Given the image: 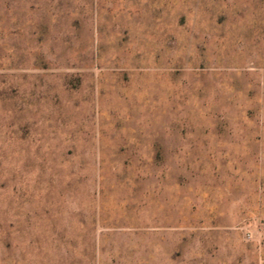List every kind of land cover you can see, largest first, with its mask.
<instances>
[{"label": "rangeland", "instance_id": "374dc122", "mask_svg": "<svg viewBox=\"0 0 264 264\" xmlns=\"http://www.w3.org/2000/svg\"><path fill=\"white\" fill-rule=\"evenodd\" d=\"M0 264H264V0H0Z\"/></svg>", "mask_w": 264, "mask_h": 264}]
</instances>
